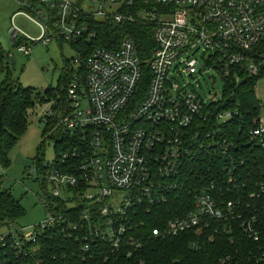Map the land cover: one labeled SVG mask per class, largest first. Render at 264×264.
<instances>
[{"label": "built area", "instance_id": "1", "mask_svg": "<svg viewBox=\"0 0 264 264\" xmlns=\"http://www.w3.org/2000/svg\"><path fill=\"white\" fill-rule=\"evenodd\" d=\"M15 1L19 8L11 15L9 33L18 50L28 55V41L74 46L77 67L65 65L59 103L54 99L56 107L49 106L40 117L54 118L51 132L75 144L62 150L56 163L31 171L45 187L38 196L46 211L40 222L26 230L0 218V262L5 257L8 263V250L17 258L26 257L34 249L28 244L42 231L65 229L69 221L56 207L59 197H70L66 203L80 207L84 252L100 250L108 260L105 248L116 258H129L146 237L131 234V210L144 202L165 201L175 183L170 182L179 178L192 151L220 145L215 140L218 128L204 129L205 122L229 121L233 107H221L231 97L225 87L260 73L264 52L256 46L264 35V0ZM136 3L144 6L133 14L127 8ZM17 14L39 27L37 38L15 25ZM136 19L152 24L154 46L145 64L128 34L116 48L90 47L96 21L123 25ZM203 74L222 80L219 96L205 94ZM260 108L255 127L247 131L250 137L264 136V103ZM64 161L73 168L61 169ZM259 186L261 191L251 192L247 200H217L208 190H199L191 210L166 218L150 229V236L198 234L212 228L232 237L238 230L248 245L222 258L221 264H264V183Z\"/></svg>", "mask_w": 264, "mask_h": 264}, {"label": "trees", "instance_id": "2", "mask_svg": "<svg viewBox=\"0 0 264 264\" xmlns=\"http://www.w3.org/2000/svg\"><path fill=\"white\" fill-rule=\"evenodd\" d=\"M139 5L144 6L136 3L135 7L127 10L135 14ZM94 26L96 36L92 39L90 47L95 44L109 49L116 48L121 36L128 34L133 38L136 51L145 64L154 46L150 22L136 19L118 25L111 21H96ZM256 47L264 52V35ZM10 64V55L0 45V71L5 70L7 73L0 82V168L9 164L8 152L26 130L29 111L36 102L50 100L37 96L38 91L33 87H25L20 82L11 81L8 77ZM262 76L264 63L260 73L240 77L237 83H229L225 87V93H231V97L221 107H233L232 118L224 123L209 120L203 126L204 129L218 128L215 140H218L220 145L206 149L195 148L192 151L179 178L170 182L175 183L165 194V201L144 202V205L131 210V234L135 237L146 235L143 246L133 250L131 257L116 258L117 254L105 248L103 250L110 255L108 260L103 259L100 250L89 254L84 252L83 235L78 226L80 207L78 204L68 205L66 202L70 197L66 200L59 197L54 198V201L56 199V207L69 221L68 225L67 222L64 223L65 229L61 231V227H55L42 231L37 234L35 241L28 244L29 249H34L26 257L17 258L8 250V263L4 261V257L0 264H221L222 258L227 255L242 252L248 242L238 230L229 237V233L222 229L213 232L211 228L198 234L189 231L173 236H150V229L161 224L166 218L191 210L194 195L199 190H208L217 200L224 201L236 197L247 200L250 199L251 192L261 191L259 183H264V136L250 137L247 131L255 127V118L261 112L260 100L255 95L254 87L256 78ZM63 81L60 78L56 86L49 85L44 90L45 93H62L60 84ZM47 119L43 121V118L39 117V121L43 123V136L53 140L55 156L45 163L36 159L37 169L46 168L50 162L56 163L60 152L75 144L70 137L61 139L58 131L51 132L54 118ZM68 163L69 161H64L61 169L73 168ZM230 175L232 179L229 178ZM37 181L42 186L43 181ZM71 193L75 198L77 192L74 188ZM260 199L263 201L264 197L261 196ZM254 201L256 200H248L251 204ZM22 213L20 200L15 198L9 189H0V218L15 220ZM74 224L78 226L76 229L72 228ZM214 225L218 224L212 223V226ZM209 234L214 236L213 239H208Z\"/></svg>", "mask_w": 264, "mask_h": 264}, {"label": "rangeland", "instance_id": "3", "mask_svg": "<svg viewBox=\"0 0 264 264\" xmlns=\"http://www.w3.org/2000/svg\"><path fill=\"white\" fill-rule=\"evenodd\" d=\"M18 8L15 0H0V45L5 52L14 57L15 61L13 67L10 64L8 77L25 87H33L38 91L37 96H44L50 100L36 102L29 111L26 130L8 152L9 164L0 168V189H9L23 207V213L14 220L12 228L25 227L26 230H30L32 225L46 216L43 205L38 201V196L44 195L45 187L31 176V171L37 164L36 159L45 163L55 156L53 140L43 136V123L39 121V117L49 106L56 107L53 103L55 98L59 103V95L54 91L52 95L49 92L46 94L44 90L49 85L58 84L65 65L76 68L77 62L74 46L66 42L60 44L52 41L44 45L41 42L28 41L27 45L30 46L28 55L18 50L9 33L11 15ZM113 8L109 7L108 10ZM13 20L30 38L35 39L39 36V27L26 16L17 14ZM209 74L214 75L213 71H209ZM6 76L5 70L0 71V82ZM200 82L206 95L215 93L219 96L223 91L222 80L217 76L212 79L203 74L200 76ZM254 92L260 103H264V76L256 78ZM47 190L50 191V187Z\"/></svg>", "mask_w": 264, "mask_h": 264}, {"label": "water", "instance_id": "4", "mask_svg": "<svg viewBox=\"0 0 264 264\" xmlns=\"http://www.w3.org/2000/svg\"><path fill=\"white\" fill-rule=\"evenodd\" d=\"M10 61H11V65H12V67L14 66V57L13 56H10Z\"/></svg>", "mask_w": 264, "mask_h": 264}]
</instances>
